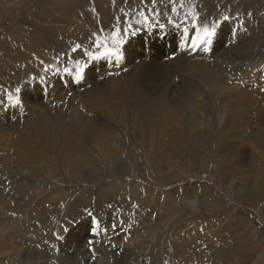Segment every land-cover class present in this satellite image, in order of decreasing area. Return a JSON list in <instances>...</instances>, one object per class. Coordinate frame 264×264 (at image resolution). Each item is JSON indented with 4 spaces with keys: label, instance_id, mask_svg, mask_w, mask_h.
Returning a JSON list of instances; mask_svg holds the SVG:
<instances>
[{
    "label": "rangeland",
    "instance_id": "374dc122",
    "mask_svg": "<svg viewBox=\"0 0 264 264\" xmlns=\"http://www.w3.org/2000/svg\"><path fill=\"white\" fill-rule=\"evenodd\" d=\"M184 2L0 0V264H264V0Z\"/></svg>",
    "mask_w": 264,
    "mask_h": 264
},
{
    "label": "snow or ice",
    "instance_id": "6c2138e0",
    "mask_svg": "<svg viewBox=\"0 0 264 264\" xmlns=\"http://www.w3.org/2000/svg\"><path fill=\"white\" fill-rule=\"evenodd\" d=\"M171 8V12L173 14L179 15L178 12V7L179 8H184L185 7V2L184 0H180V3L177 7L176 0H168ZM157 8V0H151V7H145L144 9H135L137 16L139 19L136 20V26L138 25H143L145 27H151L153 26L151 21L153 19H156L161 15L159 11L156 10ZM120 11L124 15H128L127 12L124 11L123 8L120 9ZM187 15H191L194 18H198L196 16V13L194 11H189ZM118 22L120 18H117ZM227 19V17L225 18ZM169 23H173L174 21L172 20L171 17H168ZM157 23L159 24V21L157 20ZM136 26L132 24H127L126 27L123 28H115L111 33H110V39H111V46L107 43V40L109 39L108 37L104 39H100L97 37L94 41V47L99 49V51H87L85 50L84 55L89 59V60H96L100 59L102 57H111L114 58L115 60H119L121 58V45L123 44L124 40L123 37L128 35L129 33L135 34V30H138ZM161 27H163L162 24H160ZM215 29V25H213L212 29H209V27L205 26L203 28L202 34L198 35V39L193 42V47H197L200 43L206 42L207 39H210L211 36L213 35V31ZM82 47V45H76L73 48V52H76ZM207 51V49H205ZM75 76L77 79L81 78L82 74L85 71L86 64L77 62L75 65ZM47 71V69H46ZM65 72H71V69L65 68L63 69ZM21 91L20 88L16 89V92L19 93ZM7 99L10 104H19L20 100L15 97L12 94H7Z\"/></svg>",
    "mask_w": 264,
    "mask_h": 264
},
{
    "label": "bare ground",
    "instance_id": "6f19581e",
    "mask_svg": "<svg viewBox=\"0 0 264 264\" xmlns=\"http://www.w3.org/2000/svg\"><path fill=\"white\" fill-rule=\"evenodd\" d=\"M256 6V5H255ZM235 8V7H234ZM105 17H107V19H113V18H115V16L114 15H111V14H108V15H105ZM104 17V18H105ZM106 19V18H105ZM244 33V32H243ZM239 49V48H238ZM257 50V49H256ZM246 52V51H245ZM253 52V51H252ZM259 53V52H258ZM257 53V54H258ZM255 55V54H254ZM221 56V55H220ZM224 56V55H223ZM248 56V55H247ZM233 57V56H232ZM249 57V56H248ZM226 58H228V57H226ZM225 58V59H226ZM240 58V57H239ZM229 59V58H228ZM233 60H235V59H233ZM243 60H246V57H244L241 61L240 60H238V61H240V62H242ZM223 61V60H222ZM229 62H230V59L228 60ZM229 62H228V65H233V64H229ZM231 62H232V60H231ZM237 62V61H236ZM246 62V61H245ZM233 63V62H232ZM234 64H236V63H234ZM264 63H262V65H263ZM241 65H242V63H241ZM249 65V64H248ZM206 66V65H205ZM229 66V67H230ZM226 67V66H225ZM219 68V67H218ZM222 68V67H221ZM254 68V67H253ZM214 69V68H213ZM220 69V68H219ZM223 69H224V67H223ZM226 69V68H225ZM250 69V68H249ZM234 70V69H233ZM227 71V70H226ZM20 78H22V77H19V76H17V81L16 82H20ZM220 85V84H219ZM234 93V92H233ZM229 94H230V92H229ZM16 139V138H15ZM16 144H17V142H18V140L16 139ZM115 146V145H114ZM118 147V146H117ZM114 149H115V147H114ZM35 191V190H34ZM187 202H188V200H187ZM37 208V207H36ZM28 223H30V222H28ZM6 230H8V229H6ZM35 230V229H34ZM33 231V230H32ZM37 231V230H36ZM1 232V231H0ZM32 233V232H31ZM103 233V232H102ZM13 234V233H12ZM29 234V233H28ZM30 235V234H29ZM2 236H3V233H2ZM98 236V235H97ZM27 238V237H26ZM100 238V237H99ZM32 240V239H31ZM26 243V242H25ZM3 244V243H2ZM2 244H1V246H2ZM32 244V243H31ZM167 245V244H166ZM31 247V246H30ZM167 247V246H166ZM137 253V250L136 251H133L132 252V255H135ZM86 258H90L89 256H86Z\"/></svg>",
    "mask_w": 264,
    "mask_h": 264
},
{
    "label": "clouds",
    "instance_id": "9594fccd",
    "mask_svg": "<svg viewBox=\"0 0 264 264\" xmlns=\"http://www.w3.org/2000/svg\"><path fill=\"white\" fill-rule=\"evenodd\" d=\"M189 204L192 205L193 207L196 205V201H189Z\"/></svg>",
    "mask_w": 264,
    "mask_h": 264
},
{
    "label": "crops",
    "instance_id": "0c3cea01",
    "mask_svg": "<svg viewBox=\"0 0 264 264\" xmlns=\"http://www.w3.org/2000/svg\"><path fill=\"white\" fill-rule=\"evenodd\" d=\"M262 175H260L259 177H261Z\"/></svg>",
    "mask_w": 264,
    "mask_h": 264
}]
</instances>
